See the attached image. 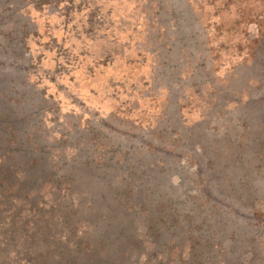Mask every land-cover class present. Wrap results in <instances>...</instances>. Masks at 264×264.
Masks as SVG:
<instances>
[{
  "label": "rangeland",
  "instance_id": "obj_1",
  "mask_svg": "<svg viewBox=\"0 0 264 264\" xmlns=\"http://www.w3.org/2000/svg\"><path fill=\"white\" fill-rule=\"evenodd\" d=\"M7 7L8 1L0 2V14ZM0 21L28 69L25 91L37 94L34 111L46 112L52 145L75 123L98 131L108 121L105 128L117 131L112 140L125 132L148 139L161 132L166 142L186 140L204 162L215 146L229 148L224 138L232 147H249L253 165L233 168L219 158L207 170L221 190L233 187L228 194L248 205L241 219L214 208L216 233L207 232L198 256L208 264H264V0H22ZM15 107H8L11 118ZM168 116L175 118L174 134L170 128L165 134ZM0 126V135L12 131ZM217 139L223 143L216 145ZM19 158L0 160V167L9 162L18 169L14 187L0 190V264H61L62 257L70 264H182L176 259L180 247L172 257L157 253L144 238V225L125 221L98 180L86 177V157L67 177L69 164L63 169L58 161L55 168L51 158L46 177L31 178L35 182L24 190L20 184L33 175L23 169H32V162ZM244 168H252L246 180L247 170L239 171ZM89 184L99 199L97 213H91ZM210 244L219 246L218 257H207Z\"/></svg>",
  "mask_w": 264,
  "mask_h": 264
},
{
  "label": "trees",
  "instance_id": "obj_2",
  "mask_svg": "<svg viewBox=\"0 0 264 264\" xmlns=\"http://www.w3.org/2000/svg\"><path fill=\"white\" fill-rule=\"evenodd\" d=\"M7 1L8 7L0 16L12 12L14 5L22 0H0L1 3ZM2 25L0 21V125H8L12 131L0 135V160H5L9 156L20 157L18 161L30 158L32 169H23V173L33 176L26 175V183L20 184L21 188L23 190L29 188L35 182L31 180L33 177L39 180L43 176L46 177L50 167L47 162L51 158H54L55 168L59 165L58 161L62 162V166L69 164L64 170V177H67L71 171L78 169L77 160L86 157L85 164L83 160V164L89 170L86 177L98 180V188L111 195V202L118 208L126 222L130 225L137 223L144 225V238L155 247L157 253L170 252L172 257L175 255L174 248L180 247L176 248V259L178 258L180 263L208 264L210 261L201 262L199 256L203 251L202 242L208 241L206 240L207 232L211 230L214 234L216 233L212 230L214 208H221L227 212L226 214L241 219L244 213L243 207L248 204L243 202L242 198H235L228 194L227 189L233 191V187H225L226 192L221 190L219 183L214 184L209 177L207 178V170L217 166L219 158L230 160L229 163L233 168L235 164L239 169L253 165L256 163V156L253 158L248 156L249 147L244 148L239 145L242 149L244 148L243 150L240 147H232L231 140L224 138L223 142H226L229 148L221 149L215 146V152H212L207 162H204L205 158L201 160L194 152H191L186 145V140L180 137L173 143L166 142L161 132L158 135L153 134L149 139L133 132L127 134L125 132L123 138L112 140L113 134L117 131L105 128L110 124L108 121H103V126L98 131L95 127L83 129L80 123H75L73 124L74 130L64 134L63 140L57 141L58 146H54L51 144L53 141L51 133L45 131L47 130L46 112L42 114L39 110L34 111V107L37 106L35 102L39 98L35 100L33 96L37 94L25 91L28 84V69L24 68L20 56L14 52L10 44L12 40L7 41L10 34L2 29ZM13 34H16L18 41H25L17 30L13 31ZM190 77L196 78L195 76ZM13 105L17 107L11 118L12 109L8 107ZM166 110L169 111L170 107ZM171 114L174 112L172 111ZM171 119L168 116L165 134H168L169 128L171 134L177 131L174 128L175 118ZM2 130L0 126V131ZM223 142L217 139L216 145ZM77 143L85 146L88 156L83 155V149L77 146ZM204 147L207 145L205 144ZM2 151L6 153L2 154ZM229 156L232 158L229 159ZM62 166L58 167V170ZM0 168V190L12 189L14 182L11 178H14V174L18 176V169L14 170V166H11L9 162ZM177 169L190 170L191 174L187 178V176L178 174ZM245 169L248 173L243 175L244 180L248 178L252 168L239 171ZM51 179L43 182H51ZM67 184L73 186V180H68ZM87 189L92 197L91 213H97L100 211L99 199L90 184ZM101 199L108 201V197L104 194H101ZM106 215L107 211H104L103 218H106ZM154 217H156L155 220L157 219L156 227L153 225ZM113 218L112 212V215L108 216V222H111ZM93 222L95 223L94 220ZM153 230H157L158 234L154 235ZM134 237L138 238L139 235L135 234ZM163 238L165 244H161ZM180 240L183 244L173 246ZM111 242L105 238L103 243L110 245ZM166 244L169 249L165 252L159 249L160 246L163 247ZM215 248L219 246L210 244V249L207 250V257L209 256L210 259L219 255ZM96 249L94 247V251ZM132 251L134 249L126 251L125 255L130 256ZM60 261L61 264H70L63 257ZM116 261L121 263L119 258ZM105 263L108 262L105 261Z\"/></svg>",
  "mask_w": 264,
  "mask_h": 264
}]
</instances>
